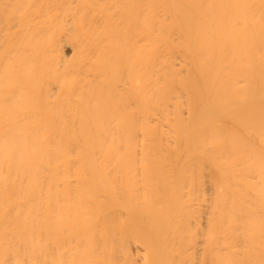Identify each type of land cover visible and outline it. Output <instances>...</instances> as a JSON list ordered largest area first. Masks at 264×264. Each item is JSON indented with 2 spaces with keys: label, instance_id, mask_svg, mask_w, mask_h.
I'll return each instance as SVG.
<instances>
[{
  "label": "bare ground",
  "instance_id": "6f19581e",
  "mask_svg": "<svg viewBox=\"0 0 264 264\" xmlns=\"http://www.w3.org/2000/svg\"><path fill=\"white\" fill-rule=\"evenodd\" d=\"M0 264H264V0H0Z\"/></svg>",
  "mask_w": 264,
  "mask_h": 264
}]
</instances>
